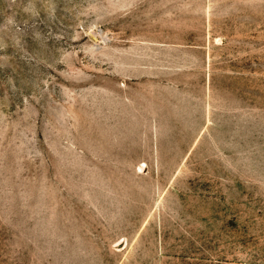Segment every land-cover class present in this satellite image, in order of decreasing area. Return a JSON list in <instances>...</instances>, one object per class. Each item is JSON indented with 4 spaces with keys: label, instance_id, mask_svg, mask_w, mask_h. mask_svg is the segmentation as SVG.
<instances>
[{
    "label": "rangeland",
    "instance_id": "obj_1",
    "mask_svg": "<svg viewBox=\"0 0 264 264\" xmlns=\"http://www.w3.org/2000/svg\"><path fill=\"white\" fill-rule=\"evenodd\" d=\"M0 264H264V0H0Z\"/></svg>",
    "mask_w": 264,
    "mask_h": 264
}]
</instances>
